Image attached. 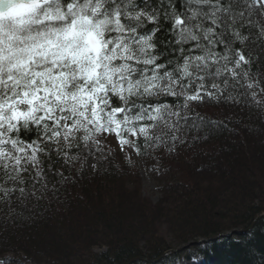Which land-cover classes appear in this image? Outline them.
<instances>
[{"label":"trees","instance_id":"16d2710c","mask_svg":"<svg viewBox=\"0 0 264 264\" xmlns=\"http://www.w3.org/2000/svg\"><path fill=\"white\" fill-rule=\"evenodd\" d=\"M137 4L161 14L157 44L167 60L160 54L157 63L164 64L165 70L182 65L185 57L203 55L209 47L220 56L233 57L229 68L238 59L236 53L248 62L242 63L235 78L229 72L215 75L218 65L211 61L204 71L190 67L194 77L204 76V80L184 77L183 91L196 94L201 83L204 89L201 99L189 101L187 109L183 95L161 94L136 101L130 113L135 116L146 111L145 119L133 125L146 127L152 139L139 133L125 135L123 139L132 142L125 156L102 151L91 138L85 141L83 130L70 138L69 147L63 136L59 143L46 140L39 126L21 129L23 144L36 142L43 151L37 153L35 166L23 164L16 180H10V173L0 164V185L15 187L8 200L4 195V204L9 207L24 188L21 199L32 198L34 206L33 212L19 205L9 207L13 211L7 213L0 206V264H45L53 256L59 257L60 264H152L140 258H156L165 252L167 258L160 264L182 260L187 264L191 258L200 260L198 264H264V3L209 0L196 5L191 0H137ZM189 9L217 13L215 25L211 19L193 21L202 24L204 31L213 29L210 39L216 41L214 45L210 46L204 31L196 27L193 32L198 41L176 42L172 22L164 17L174 10L184 19L185 13L190 16ZM153 27L149 24L144 30ZM180 78L181 73L175 71L173 79ZM213 83L219 90L212 88ZM248 84L254 86L248 88ZM176 91H181L180 85ZM120 104L114 99V107ZM159 105L170 106L186 119L181 118L177 125L172 117L173 128L166 127L164 121L149 120V113L154 115L152 110ZM173 135L178 139L172 140ZM135 159L156 179H164L157 202L142 196ZM45 170L48 187L39 181L38 193L20 183L26 173L35 177L39 171L40 178ZM69 173L74 175L70 181L65 179ZM82 180L87 184L79 185ZM77 217L79 220H74ZM234 228L249 230L240 236L212 239ZM200 238L209 241L171 251Z\"/></svg>","mask_w":264,"mask_h":264},{"label":"clouds","instance_id":"9594fccd","mask_svg":"<svg viewBox=\"0 0 264 264\" xmlns=\"http://www.w3.org/2000/svg\"><path fill=\"white\" fill-rule=\"evenodd\" d=\"M189 11L183 24L174 10L164 17L178 44L190 40L194 20H217L215 11ZM160 18L137 0H0V162L11 177L20 178L21 129L52 132L69 122L91 129L94 112L110 118L114 99L145 101L161 95L175 71L182 74L185 59L171 71L157 63Z\"/></svg>","mask_w":264,"mask_h":264},{"label":"snow or ice","instance_id":"6c2138e0","mask_svg":"<svg viewBox=\"0 0 264 264\" xmlns=\"http://www.w3.org/2000/svg\"><path fill=\"white\" fill-rule=\"evenodd\" d=\"M178 24H183L184 21L181 18H178L176 21ZM217 23V20H212V24L215 25ZM196 28H200V25H196ZM213 33V29L212 28H208L207 30L204 31V39L208 40V44L210 46L214 45L216 43V41L210 39V35ZM238 35V34H237ZM190 40L193 41H198V36L196 34H194V32H192V34H190L189 36ZM197 47H201V45L199 43H197ZM236 56H238V59L235 60V65L232 68L228 67V63L231 59H233V57H230L228 54H225L223 56H220L218 53H216L215 51L212 50V47L206 48L204 50V54L203 55H198V56H194V57H185V63H184V71L181 74V78L180 79H173L171 76L169 77V80L167 82V86L164 87L162 94H168V95H183L185 102L183 107L185 109H187L189 107V101H199L201 99V95L200 92L201 90L204 89V85L198 84L197 85V92L196 94H192V95H188L186 94V92L183 91V83H182V79L184 77H189V78H194V79H198L200 81L204 80V76H196L194 77V73L190 70H188L190 67H194L196 72H200V71H204L207 67H209L208 61H211L213 65H218L216 68V73L215 75L219 76L221 75L223 72H229L231 73L232 77L235 78L237 76V70L241 68L242 63L246 64L248 61L245 59V56L243 54L240 53H236ZM223 61V64H221L220 62ZM244 77L247 78L248 73L244 72L243 73ZM191 82V81H190ZM177 85L181 86V91L178 93L176 91V87ZM254 85L253 84H248L247 87L248 88H252ZM212 88L213 89H217L219 90V86L215 83L212 84ZM207 95L209 97L213 96V93L211 91L207 92ZM253 95H255L253 93ZM123 105V104H122ZM136 104H132V105H123V106H116V107H112L110 110V118L106 121L104 120L100 115H97L94 112V119L92 121H89V124L91 125V129L87 126H81L79 128L73 126L71 123H64L62 125V127L60 125H58L52 132H49L47 130V128H45L44 131V135H45V139L52 141L55 140L57 143H59V138L61 136H63V140L66 142L67 146H71V140L70 138H73V133H77L80 130H83L84 132H87L88 135L84 136L83 139L85 141H88L91 136L90 134L93 132V130L95 132H115L117 137H121L123 135V133L125 131L129 132L132 136H137V134L139 133L140 135H143L146 140H151L152 137L149 135L148 133V129L144 126L139 127V129H137L134 125H133V121H141L144 120L145 117L143 115V111L146 110H142L141 113H137L135 116H131L130 113V107L134 108L136 107ZM152 112H154L155 114H151L149 113L148 115V119L156 122L158 120L160 121H164L166 127L168 128H173L174 125L171 122V118L175 117L176 121H177V125L178 122L181 118H185L186 117H182L181 113L178 111H172L170 106L168 105H159L157 107H155ZM118 114H122L123 115V119H118ZM21 117L26 116V114L24 113H20ZM152 127H155V123L153 125H151ZM176 130L179 131V128L176 127ZM50 133V135H49ZM172 140H177L178 137L176 135H173ZM157 140H159V137H157ZM17 141H13V144H16ZM119 143L123 146V145H132V142L129 140H124V139H120ZM19 144L22 145L20 147H17L16 152L18 153L16 160H15V168H16V172L19 174L23 169V164H31L32 166H35L36 163L38 162L37 159V153L40 151H43V147L40 144H37L36 142H33L32 144H23V142L21 140H19ZM28 150H31L30 153ZM137 151L139 152V150L137 149ZM0 164H3L2 162H0ZM4 169L6 171H8V168L6 166H4ZM37 176H40V172L38 171L36 173ZM10 180H16L13 177H11V175L9 174L8 177ZM20 183H23V180L20 181ZM0 191H3L5 193V195H8V193H10L11 191H13L12 189H5V188H0ZM21 194H24L25 189L24 188H20L19 189Z\"/></svg>","mask_w":264,"mask_h":264},{"label":"bare ground","instance_id":"6f19581e","mask_svg":"<svg viewBox=\"0 0 264 264\" xmlns=\"http://www.w3.org/2000/svg\"><path fill=\"white\" fill-rule=\"evenodd\" d=\"M158 51H159V53L161 54V52H162V46H160V45H158ZM163 57H165L166 58V60H167V56L165 55V54H161ZM170 63L172 64V65H174L176 62H175V60L174 59H172L171 61H170ZM122 114H118V117L117 118H119L120 116H121ZM59 155H60V153H59ZM66 160H67V157L65 156V158H64V164H66ZM109 164H113L112 162H110ZM4 171H6V170H4ZM71 176H73L74 177V175L72 174V173H69V175H68V177L67 178H65L66 180H69L70 181V179H72L73 177H71ZM100 176V175H99ZM46 177H47V171L45 170V175L44 176H42V177H40V178H37V176H35V177H32V175L31 176H29L27 173L25 174V176H23V178L22 179H24L25 181L23 182V183H25V185H29L30 187H32L33 188V192L34 193H38V191L40 190L38 187H37V185H39L40 183H39V181H43V184L44 185H46L47 187H48V183H47V180H46ZM139 178H140V176H139ZM2 183V181H1V179H0V184ZM87 184V180H82L80 183H79V185H86ZM19 185V184H18ZM1 186V185H0ZM2 188H5V189H12L13 191H11L10 193V195H12L13 194V192H14V189H15V187H14V185L12 184L10 187H3V185H2ZM46 191V190H45ZM50 192V191H49ZM15 193L16 194H19V191L18 190H16L15 191ZM51 193V192H50ZM5 195V193L3 192V191H0V206L3 208L2 210H3V212H6V211H13V209H11L13 206H19V205H23V206H26V208L31 212H33V208H34V206H33V204H32V198H30V200H28L29 198H24V199H21L22 198V194L21 195H15L16 197L15 198H13V199H11V202L8 204V206L9 207H11V208H9V207H7L5 204H4V202L6 201V200H8V196H9V193H8V195H5L6 196V200H4V202H3V197H5L4 196ZM71 197V199L73 198L72 196H70ZM22 200H25L24 202L22 201ZM78 201H80V199H77ZM77 200H75V201H77ZM81 202V201H80ZM7 213V212H6ZM223 233H226V232H223ZM222 233V234H223ZM167 256V252H165V253H162V254H160V256L159 257H156V258H149V259H145L144 260V258H142L141 260H143V261H145V262H148V263H152V264H160V261H163L165 258H167L166 257ZM184 261V260H183ZM182 261V262H183ZM60 260H59V257H56V256H53V257H49L48 258V260H47V262L45 263V264H60ZM181 262V261H180ZM217 262V261H216ZM215 262V263H216ZM218 263V262H217ZM170 264H173V263H170Z\"/></svg>","mask_w":264,"mask_h":264},{"label":"rangeland","instance_id":"374dc122","mask_svg":"<svg viewBox=\"0 0 264 264\" xmlns=\"http://www.w3.org/2000/svg\"><path fill=\"white\" fill-rule=\"evenodd\" d=\"M255 140H258V139L255 138ZM100 142L104 146L105 149H108L110 151H113L114 148H116V146L114 147L115 142L113 141V138L110 135H105V134L101 135V141ZM257 144L259 145V143H257ZM253 150L258 151L257 147H254ZM254 155H259V154L255 153ZM138 174L140 176L139 179H140V184H141L142 196L148 198L151 202H157L160 199V197H162V193L159 190V185H161L160 181L164 180V179H161V180L156 179L153 175L148 173L142 166H139ZM165 179L169 181L168 178H165ZM164 183H166V181H164ZM69 214L70 213L66 214V216L69 217ZM160 216H162V212L160 213ZM69 219L72 220V217H69ZM74 220H79V217L74 218ZM137 222L138 221H136V223ZM138 223H140V222H138ZM124 233H127V231H124ZM168 236H166V238H168ZM178 247H180V246H178ZM140 259H142V258H140Z\"/></svg>","mask_w":264,"mask_h":264},{"label":"water","instance_id":"95a60500","mask_svg":"<svg viewBox=\"0 0 264 264\" xmlns=\"http://www.w3.org/2000/svg\"><path fill=\"white\" fill-rule=\"evenodd\" d=\"M239 232H240V231L234 230V231H232L231 233H226V234H223V235H230V234L239 233ZM203 241H206V240H205V239H200V240H198V241H196V242H189V244L183 245L182 248H184V247H188V246H189L190 244H192V243L201 244V242H203Z\"/></svg>","mask_w":264,"mask_h":264}]
</instances>
